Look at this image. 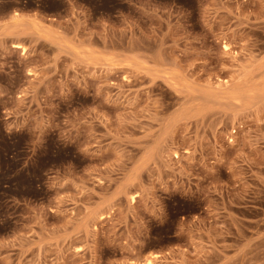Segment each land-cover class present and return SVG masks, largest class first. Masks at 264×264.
Listing matches in <instances>:
<instances>
[{"label": "rangeland", "instance_id": "rangeland-1", "mask_svg": "<svg viewBox=\"0 0 264 264\" xmlns=\"http://www.w3.org/2000/svg\"><path fill=\"white\" fill-rule=\"evenodd\" d=\"M147 263L264 264V0H0V264Z\"/></svg>", "mask_w": 264, "mask_h": 264}, {"label": "bare ground", "instance_id": "bare-ground-1", "mask_svg": "<svg viewBox=\"0 0 264 264\" xmlns=\"http://www.w3.org/2000/svg\"><path fill=\"white\" fill-rule=\"evenodd\" d=\"M14 46H15V48H17V49H19V50L22 49V50H23V51L21 50L22 52L25 51V49H24V47H23L22 45L17 44V45H14ZM233 132H234V131H233ZM233 132H232V133H233ZM147 264H148V263H147Z\"/></svg>", "mask_w": 264, "mask_h": 264}]
</instances>
